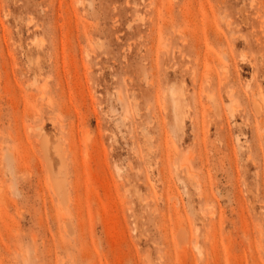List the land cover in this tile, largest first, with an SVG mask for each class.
I'll list each match as a JSON object with an SVG mask.
<instances>
[{"label": "rangeland", "instance_id": "374dc122", "mask_svg": "<svg viewBox=\"0 0 264 264\" xmlns=\"http://www.w3.org/2000/svg\"><path fill=\"white\" fill-rule=\"evenodd\" d=\"M0 264H264V0H0Z\"/></svg>", "mask_w": 264, "mask_h": 264}, {"label": "bare ground", "instance_id": "6f19581e", "mask_svg": "<svg viewBox=\"0 0 264 264\" xmlns=\"http://www.w3.org/2000/svg\"><path fill=\"white\" fill-rule=\"evenodd\" d=\"M144 1V0H143ZM129 4H130V2H129ZM244 17V16H243ZM247 18V17H246ZM32 19V18H31ZM142 19H143V17H142ZM223 20V19H222ZM247 20V19H246ZM229 21H230V19H229ZM30 22H31V20H30ZM248 22V21H247ZM32 23V22H31ZM230 26V25H229ZM39 28V27H38ZM241 33V32H240ZM233 35H235L234 33H233ZM232 35V36H233ZM43 38V37H42ZM36 39V38H35ZM45 40V39H44ZM34 42H35V40H33ZM42 41V40H41ZM187 65V64H186ZM175 67V66H174ZM36 74V73H35ZM43 76V75H42ZM34 80V79H33ZM35 81V80H34ZM196 81V80H195ZM36 82V81H35ZM209 82V81H208ZM210 83V82H209ZM35 85V84H34ZM46 85V84H45ZM44 85V87H46ZM249 87H250V84H249ZM44 93V92H43ZM43 93L41 94V95H43ZM208 94V93H207ZM212 94V93H211ZM211 94H210V96H211ZM171 95H172V97H173V99L175 100V108H176V110H177V113H178V118H179V120L181 121V122H184V118H185V116H186V111H183V109H182V107H181V99H180V96H179V94H178V91H177V89H175V88H172L171 89ZM121 96V95H120ZM209 96V97H210ZM122 97V96H121ZM135 101H137L136 99H135ZM138 101H139V99H138ZM258 102H259V100H258ZM261 105V107H262V103H260ZM261 107H260V110H261ZM234 109H235V106H234ZM259 109V108H258ZM166 110V109H165ZM218 110H219V108H218ZM219 113V112H218ZM126 116H128V115H126ZM223 125V124H222ZM41 127V126H40ZM43 127V126H42ZM37 128H38V126H37ZM41 129V128H40ZM44 129V128H43ZM44 132H46V131H43L42 133L44 134ZM43 134H42V137L44 138V137H46V135L45 134H47V136L49 137V134L48 133H45L44 134V136H43ZM41 136V135H40ZM42 138V139H43ZM47 138V137H46ZM41 139V140H42ZM48 139V138H47ZM44 140V139H43ZM42 140V141H43ZM48 142H49V139H48ZM48 142H47V140H46V145H44V148L45 149H47L46 147H48V149L47 150H49V145H48ZM43 143H44V141H43ZM42 143V144H43ZM46 151V150H45ZM47 152V151H46ZM49 153V152H48ZM62 155V154H61ZM63 157V156H62ZM61 157V158H62ZM64 160H65V158H64ZM64 160H63V163H64ZM64 166V165H63ZM62 166V167H63ZM51 167V166H50ZM191 172V170L189 171V173ZM60 173V172H59ZM50 176V175H49ZM161 176V175H160ZM159 176V177H160ZM58 186V185H57ZM61 186V185H60ZM63 187H64V185H63ZM61 188V187H60ZM59 190V189H58ZM65 193H66V191H65ZM67 194V193H66ZM64 199V198H63ZM200 252V251H199Z\"/></svg>", "mask_w": 264, "mask_h": 264}]
</instances>
